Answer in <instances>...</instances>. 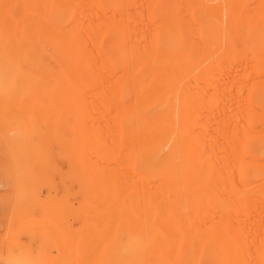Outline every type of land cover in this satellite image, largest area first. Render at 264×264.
<instances>
[{
    "label": "bare ground",
    "instance_id": "6f19581e",
    "mask_svg": "<svg viewBox=\"0 0 264 264\" xmlns=\"http://www.w3.org/2000/svg\"><path fill=\"white\" fill-rule=\"evenodd\" d=\"M93 1L123 69V264H264V0Z\"/></svg>",
    "mask_w": 264,
    "mask_h": 264
},
{
    "label": "rangeland",
    "instance_id": "374dc122",
    "mask_svg": "<svg viewBox=\"0 0 264 264\" xmlns=\"http://www.w3.org/2000/svg\"><path fill=\"white\" fill-rule=\"evenodd\" d=\"M64 1L0 0V264H123V69L96 1Z\"/></svg>",
    "mask_w": 264,
    "mask_h": 264
}]
</instances>
